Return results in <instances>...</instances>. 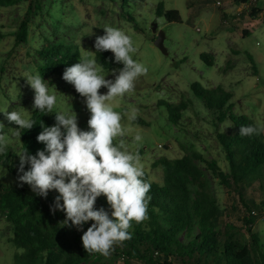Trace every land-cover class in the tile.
Returning <instances> with one entry per match:
<instances>
[{"label": "rangeland", "instance_id": "1", "mask_svg": "<svg viewBox=\"0 0 264 264\" xmlns=\"http://www.w3.org/2000/svg\"><path fill=\"white\" fill-rule=\"evenodd\" d=\"M39 2L41 10L30 17L27 42L19 46L14 45V34L33 0H19L15 6L0 7V123L4 125L2 131L8 138L6 150L14 156L11 160L20 159V141L15 135L18 127L7 120L3 111H20L29 118L34 90L23 76L26 72L38 71L41 63L37 52L45 42L73 44L80 56L87 51L95 52V39L104 35L106 25L120 28L131 36L137 48L133 58L148 68L147 75L137 80L135 91L118 99L113 106L117 111L132 107L139 110L138 121L129 122L125 118L123 123L132 129L126 138L129 150H137V145L132 143L137 132L143 137L138 150L150 180L161 181V170L157 165L159 159L192 153H198L207 161L214 160L223 172L228 171L216 133H228L232 130L231 124L225 121L218 127L214 125L213 111L206 109L201 99L192 93L190 85L193 83L209 90L219 86L230 92L232 114L245 115L254 125H264V0H249L241 5L235 0ZM159 4L163 11L176 10L181 22H168L163 15L158 16L156 7ZM154 23L155 31L164 34L165 54L153 44L155 34L151 26ZM202 54L211 56V59L202 58ZM114 78L112 71H108L106 79ZM43 79L47 84L50 82L49 90L57 96L56 107L51 113L53 118L57 111H74L78 126L89 130L90 112L85 99L73 98V85L64 81L62 76ZM106 93L104 88L101 94ZM159 101L184 104L177 125L168 121L166 107L157 105ZM5 159L0 160V183L19 184L2 165L3 161L6 163ZM199 164L205 168L203 163ZM208 175L214 197L222 210L220 241L228 224L235 228L242 243L249 244V234L243 222L247 210L235 192L219 185L211 172ZM255 186L258 188L257 184ZM249 197L259 204L264 200V189L247 190L246 202ZM104 202L107 210L111 211L107 201ZM91 223L85 224L90 227ZM252 232L258 238L259 250L264 255V217L255 220ZM11 236V226L0 216V264H14V255L23 252L8 241ZM255 258L251 261L254 262ZM255 260L259 262V259ZM110 261H113L112 254L107 258L100 255L92 264ZM115 261L122 263L121 259ZM129 264L142 263L132 260Z\"/></svg>", "mask_w": 264, "mask_h": 264}, {"label": "trees", "instance_id": "2", "mask_svg": "<svg viewBox=\"0 0 264 264\" xmlns=\"http://www.w3.org/2000/svg\"><path fill=\"white\" fill-rule=\"evenodd\" d=\"M235 2L241 5L249 0ZM18 3L19 0H0V7H12ZM40 10L39 0H33L14 34L15 46L27 42L30 17ZM156 14L163 15L168 22H181L176 10L163 11L160 4L156 7ZM37 56L41 63L37 69L42 78L62 76L64 70L77 63L80 58L73 44L49 42L44 43ZM201 57L211 59V56L203 54ZM95 58L104 66V70L112 71L123 67L115 62L111 51L96 52ZM190 89L201 99L206 109L213 111V123L216 127L225 121L231 124L232 130L228 133H216L228 171L223 172L216 161H207L198 153L159 159L157 165L161 170V181H152L145 173V179L151 184L148 193L151 197L149 219L141 224L132 223L129 229L132 238L122 246H116L112 252L113 261L105 264H129L132 260L142 264H264L258 238L252 232L255 220L260 216L264 217V200L259 204L252 201L253 197H249L248 202L245 200L247 190L264 189V134L239 136L241 125L254 124L245 115L230 112V92L219 86L205 89L198 83L191 84ZM71 94L75 99H85L76 92L74 86ZM31 102L33 105L34 91L31 93ZM157 105H165L168 121L178 124L184 104L159 101ZM29 118L35 125L30 130L19 129L20 150H27L30 155H35L38 150L45 148L43 143L37 141V136L42 131L41 123L50 127L55 124V119L52 114L34 110L33 106ZM13 157L7 150L0 153V160L6 158V163L3 161L2 165L18 180V175H22L19 172L20 159L13 161ZM152 167H156V164H152ZM29 168L30 165L25 164L24 170L28 171ZM208 172L218 180L219 185L235 192L247 210L243 222L249 234V244L242 243L237 238L235 228L228 224L224 227V237L220 241L219 220L222 210L214 197ZM57 195L58 192L52 190L44 198L36 195L26 183H0V216L11 226L12 231L8 241L23 251L14 255V264L96 263L100 255L87 253L82 244L81 237L88 226L84 224L80 231L74 226L63 225L65 213L57 210L53 214L51 211L50 206ZM105 200L106 197H99L95 207H103L108 211ZM254 256L259 262L255 259L254 262L251 261ZM115 259H121L122 263Z\"/></svg>", "mask_w": 264, "mask_h": 264}, {"label": "clouds", "instance_id": "3", "mask_svg": "<svg viewBox=\"0 0 264 264\" xmlns=\"http://www.w3.org/2000/svg\"><path fill=\"white\" fill-rule=\"evenodd\" d=\"M103 29L104 35L95 39L96 51H87L62 75L85 98L90 112L89 130L78 126L74 111L55 112V124L46 127L41 123L42 131L37 136V141L45 145L44 150H38L35 155L27 150L18 154L22 173L18 181L21 185L28 184L36 195L44 198L52 190L58 192L50 209L53 214L57 210L65 213L63 225L82 230L85 223L92 221L81 237L83 248L89 254L107 258L116 246L132 238L129 229L133 222L141 224L149 219L151 184L145 179L138 150L143 137L137 132L132 137L137 150H129L126 138L132 129L123 123L125 118L136 121L139 110L132 107L117 111L113 106L118 99L135 91L137 80L147 75L148 68L133 58L137 48L131 36L117 27L106 25ZM104 51H111L115 62L123 65L119 70H112L114 79H106L108 71L105 72L94 56ZM23 77L34 90L33 109L53 113L57 96L50 92L40 73L26 72ZM101 88H106L107 93L101 94ZM3 112L10 123L18 126L15 132L18 137L19 129L30 130L35 125L20 111ZM3 128L0 123V153L8 145ZM261 134H264V125H241L239 129L241 137ZM25 164L30 165L28 171L24 170ZM101 196L106 197L110 214L103 207H95Z\"/></svg>", "mask_w": 264, "mask_h": 264}, {"label": "water", "instance_id": "4", "mask_svg": "<svg viewBox=\"0 0 264 264\" xmlns=\"http://www.w3.org/2000/svg\"><path fill=\"white\" fill-rule=\"evenodd\" d=\"M155 23L152 24L151 29L152 32L155 34V39L153 41L154 46L159 49L162 53H166L164 46H163V40H164V34L162 31H155Z\"/></svg>", "mask_w": 264, "mask_h": 264}]
</instances>
